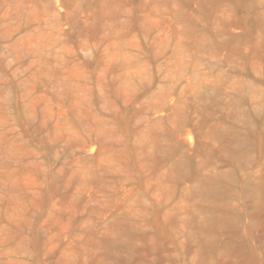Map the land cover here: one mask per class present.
Returning a JSON list of instances; mask_svg holds the SVG:
<instances>
[{
	"label": "rangeland",
	"instance_id": "374dc122",
	"mask_svg": "<svg viewBox=\"0 0 264 264\" xmlns=\"http://www.w3.org/2000/svg\"><path fill=\"white\" fill-rule=\"evenodd\" d=\"M0 264H264V0H0Z\"/></svg>",
	"mask_w": 264,
	"mask_h": 264
}]
</instances>
